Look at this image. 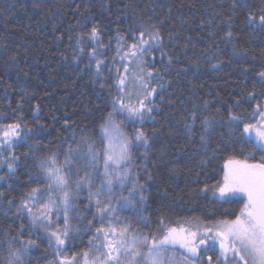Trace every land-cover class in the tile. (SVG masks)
Returning <instances> with one entry per match:
<instances>
[{"label":"trees","instance_id":"16d2710c","mask_svg":"<svg viewBox=\"0 0 264 264\" xmlns=\"http://www.w3.org/2000/svg\"><path fill=\"white\" fill-rule=\"evenodd\" d=\"M262 15L264 0H0V128L20 126L11 146L0 138V264L28 240L35 245L24 264H83L81 254H92L89 241L101 244L97 228L156 237L186 223L235 219L246 201L224 202L213 189L229 161L264 162V150L244 132L264 112ZM141 31L161 40L143 63L131 55L121 60ZM147 72L155 93L145 103L153 110L141 122L116 109L119 98L137 103L127 95L136 91L129 81ZM109 114L132 141L128 183L113 180V191L99 196L73 186L70 240L57 252L20 205L47 183L40 161L55 155L63 165L70 149L77 150L69 157L70 184L89 172L97 192L103 165L93 172L78 145L87 139L97 151L106 147L101 127ZM137 131L146 145L132 139ZM97 199L115 209L103 223ZM29 207L35 212L37 205ZM51 223L62 232L63 213L53 210ZM218 257L208 248L196 264H219Z\"/></svg>","mask_w":264,"mask_h":264},{"label":"snow or ice","instance_id":"6c2138e0","mask_svg":"<svg viewBox=\"0 0 264 264\" xmlns=\"http://www.w3.org/2000/svg\"><path fill=\"white\" fill-rule=\"evenodd\" d=\"M260 21L264 24V15L260 17ZM91 35L97 36L95 28ZM144 37L145 33L141 31L135 37L138 42L128 46V50L120 57L121 60L131 55L139 63H143L144 54L161 40L158 32L149 33L147 39ZM120 46L124 47L123 44ZM93 53H95V49H93ZM102 63L99 60L96 62L97 71L100 70ZM125 72L127 73L126 67ZM145 76L151 78L152 73L147 72L129 81L135 86L136 91L127 93V95L129 97L133 94L136 95L137 103L135 105L130 102L125 103L122 98H119L120 107L116 109L118 112L127 113V118L141 122L145 119L146 113H151L153 110L145 101L155 93V89L150 87ZM118 83L121 86L120 91L123 92L125 79L118 78ZM141 96L143 99H140ZM113 107H116L115 104ZM258 114L261 116L259 126L246 125L244 132L250 136L254 132L255 140L261 150H264V112ZM28 131L31 130H25V135ZM101 133V141L107 140L108 144L106 147H101L99 151L87 139H82L78 145L79 152L85 156L86 166L93 172L98 170L97 162L103 165L104 180L96 193L92 192V188L95 187V183L91 180L92 173L86 172L87 179L77 180L74 185L70 184V173L75 165L69 157L77 152V150L70 149L63 165L58 163L55 155L40 161L39 167L47 183L43 188H33L20 205L21 209L31 216L33 225L44 228L50 243L55 245L57 252L62 251V246L70 240L71 227L68 224V212L74 208L73 201L76 199V192L72 190L73 186L76 189L87 187L90 196L111 193L113 177L121 173L124 165L131 159L132 141L126 136H121L111 114L102 125ZM0 134H2L0 138L11 146V143L20 137V126L17 124L0 128ZM132 139L143 142L145 145L148 143V138L143 131H137ZM201 139L203 140V137ZM11 166L10 164L9 167L11 168ZM226 168L223 183L214 186L213 195L224 202L246 201L239 209L235 219L220 220L211 225L201 224L197 226L196 231L183 227L179 229L169 227L166 230L162 229L161 235L156 237H150L143 233L129 235L128 228L119 230L116 227L97 228L95 235L96 238L101 239V244L99 247H95L92 245V241H89L92 246V254L91 256L88 252L81 254L83 264H178L174 256L168 255L169 251L177 245L185 250L187 255L183 259L187 264H196L201 251L208 248L219 251V264H264V163L250 164L246 161H229ZM119 180L122 185L123 176H120ZM50 193H58L57 199H53ZM29 202L36 203L35 212L29 207ZM126 202L130 203L131 201L126 200ZM95 208L102 223L115 210L110 203L105 202L102 205L99 199L96 200ZM53 210L62 212L64 215L65 226L62 232L51 230L54 227L51 223ZM34 245V241L28 240L20 248L10 249L3 264H24L23 257ZM208 260L210 261L211 257H208ZM63 264H70V262L64 261Z\"/></svg>","mask_w":264,"mask_h":264},{"label":"rangeland","instance_id":"374dc122","mask_svg":"<svg viewBox=\"0 0 264 264\" xmlns=\"http://www.w3.org/2000/svg\"><path fill=\"white\" fill-rule=\"evenodd\" d=\"M264 111V110H263ZM258 121L259 123L257 122L256 126L258 127L260 122H261V116L258 117ZM115 123V121H113ZM116 124V123H115ZM117 125V124H116ZM119 130V133L121 134V136H124V134L120 131V129L118 128ZM252 137L253 139L255 140V133L253 132L252 133ZM105 143H106V146L108 144V141L107 140H104ZM255 142L257 143V141L255 140ZM113 143H115V141H113ZM258 144V143H257ZM259 145V144H258ZM264 163V162H263ZM127 164L126 163L124 165V169L121 173H119L117 176L113 177V180L115 182H117V184L120 186V187H125L126 184L128 183V178L130 176V168L127 167ZM120 176H123V184L121 185L120 184V180H119V177ZM130 204V203H129ZM181 227L183 228H186V229H191L193 231H196L197 230V227H194V224L193 223H186L184 225H182ZM180 227V228H181ZM180 250V251H179ZM179 251V252H178ZM168 255L170 256H174L175 259L178 261V264H187V262L184 261V256H186L187 254L185 253V250L180 248L178 245L174 248V249H171L168 253Z\"/></svg>","mask_w":264,"mask_h":264}]
</instances>
